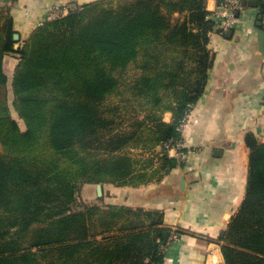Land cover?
I'll return each mask as SVG.
<instances>
[{
    "label": "trees",
    "instance_id": "1",
    "mask_svg": "<svg viewBox=\"0 0 264 264\" xmlns=\"http://www.w3.org/2000/svg\"><path fill=\"white\" fill-rule=\"evenodd\" d=\"M209 14L206 0H86L14 48L11 8L0 4V264L163 261L161 214L102 234L90 226L100 207L78 199L84 184L125 181L118 154L129 147L160 144L161 167L183 164L163 144L204 91ZM245 143V192L217 237L221 264H264V142L248 132Z\"/></svg>",
    "mask_w": 264,
    "mask_h": 264
},
{
    "label": "crops",
    "instance_id": "2",
    "mask_svg": "<svg viewBox=\"0 0 264 264\" xmlns=\"http://www.w3.org/2000/svg\"><path fill=\"white\" fill-rule=\"evenodd\" d=\"M83 1L0 0V4L10 6L14 28L25 39L46 20L52 5L69 8ZM257 2L243 6L229 29L217 28L210 34L213 62L183 131L190 149L183 164L161 167L164 151L160 144L129 147L118 154L130 166L124 182L99 183L100 194L96 184L82 186L81 200L101 209L91 219L93 231H128L141 221L157 220L159 213L162 222L157 227L167 228L169 237L160 245L164 257L157 264L223 262L217 237L244 196L249 153L245 135L251 132L264 142V53L258 49L256 29L264 0ZM217 6L216 0H206L208 11ZM262 24L264 28V13ZM14 61L7 56L6 69ZM163 120L171 121V113L165 112ZM120 208L130 213H117ZM209 249L214 251L212 256H208Z\"/></svg>",
    "mask_w": 264,
    "mask_h": 264
},
{
    "label": "built area",
    "instance_id": "3",
    "mask_svg": "<svg viewBox=\"0 0 264 264\" xmlns=\"http://www.w3.org/2000/svg\"><path fill=\"white\" fill-rule=\"evenodd\" d=\"M217 8L212 10L208 15L209 18L213 19L217 23V28L222 32L229 29L236 20L235 13L240 12L243 6L241 4L242 0H216ZM67 12V7L54 4L50 7L46 20L56 18ZM190 110L187 111L178 121L176 129L179 132V136L176 139L166 141L163 146L165 151L170 155V152H174L173 156L180 161H184L190 152L187 147L183 131L188 125ZM214 251L212 249L208 250V256H212ZM213 261V259H211Z\"/></svg>",
    "mask_w": 264,
    "mask_h": 264
},
{
    "label": "water",
    "instance_id": "4",
    "mask_svg": "<svg viewBox=\"0 0 264 264\" xmlns=\"http://www.w3.org/2000/svg\"><path fill=\"white\" fill-rule=\"evenodd\" d=\"M258 2L257 0H242L241 4L242 6H246L248 4L251 5H256ZM72 8H74V6H72ZM263 13H264V9L260 10V13H258L257 15V20H256V29H257V43H258V49L264 53V28H263V24H262V18H263ZM236 16L239 15V11H237L235 13ZM13 38L16 40L15 44H14V48H17L19 45L18 39H19V34L17 32L14 33ZM97 187V191L100 194L101 192V186L100 184H96ZM169 237V231L165 232L164 235V239H163V243H165L167 241Z\"/></svg>",
    "mask_w": 264,
    "mask_h": 264
},
{
    "label": "rangeland",
    "instance_id": "5",
    "mask_svg": "<svg viewBox=\"0 0 264 264\" xmlns=\"http://www.w3.org/2000/svg\"><path fill=\"white\" fill-rule=\"evenodd\" d=\"M110 1L114 3L117 0H110ZM67 11H68V8H67ZM7 72H8L9 78H10V76H11V70H10V68L9 69L7 68ZM9 92H10L9 96H10V101H11V99H12V92L11 91H9ZM41 92H43V91H41ZM1 108H4V107L1 105L0 106V110H1ZM4 110H5V108H4ZM6 110L11 114V116H13L18 121L20 127L23 128L24 127L23 121L19 117H17L16 113L14 112V110H13L11 104H9V102H8V107H7ZM81 199L82 198L79 197L78 201H82Z\"/></svg>",
    "mask_w": 264,
    "mask_h": 264
}]
</instances>
